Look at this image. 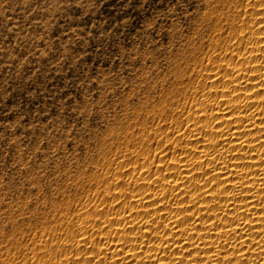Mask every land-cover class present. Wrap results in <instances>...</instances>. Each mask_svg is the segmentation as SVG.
<instances>
[{
	"label": "bare ground",
	"instance_id": "obj_1",
	"mask_svg": "<svg viewBox=\"0 0 264 264\" xmlns=\"http://www.w3.org/2000/svg\"><path fill=\"white\" fill-rule=\"evenodd\" d=\"M208 1L207 50L121 133L102 189L0 264H264V0Z\"/></svg>",
	"mask_w": 264,
	"mask_h": 264
},
{
	"label": "rangeland",
	"instance_id": "obj_2",
	"mask_svg": "<svg viewBox=\"0 0 264 264\" xmlns=\"http://www.w3.org/2000/svg\"><path fill=\"white\" fill-rule=\"evenodd\" d=\"M207 2L203 0L198 9L190 13L197 19L191 22V27L185 28L182 18L172 19V10L165 0H76L75 5L64 0H0V20L15 31L12 43L4 41L0 44L6 51L2 57L4 64L0 65V107L7 109V112L0 113L4 117L0 122V129H3L0 132V144L3 145L0 149L3 152L0 157V252L4 256L15 253L17 242L22 243L24 249L43 230H51L61 218L64 212L61 205L63 208L65 202L75 208L78 201L84 200L92 190L102 189L100 178L105 172L104 165L122 150L125 142L119 137L123 131H135L147 118H150L146 120L150 121L149 124L153 123L151 117L145 116L149 108L159 103L167 86L176 83L177 73L192 69L207 50L211 32L204 15L214 5L207 6ZM82 5V19L91 17V24L83 28L85 34L89 30L107 28L100 38L108 42L119 41L114 47L119 49L120 67L115 68L117 57H113L114 63L108 67L97 66V75L88 84L92 93L85 91L83 94L89 115L99 118L98 126L83 133L75 121L67 124V120L62 119L67 108L65 100H54L39 82L36 88L41 90L44 99L34 109L32 121L25 125L26 110L32 106L25 104L24 98L17 97V93L35 81L37 70L47 67L43 61L55 51L52 34L57 25L66 27L68 22L74 25L81 22L67 9ZM93 25L98 27L92 29ZM4 35L11 36V31ZM71 35L73 39L65 41V45L76 47L75 41L82 37L75 26ZM83 39L82 49L91 43L87 35ZM25 45L31 52L22 59ZM32 52L36 54L32 55ZM70 55L71 50L65 47L60 62H53L52 67L43 72L42 79L65 75L60 70L61 64ZM88 55L81 50L78 57L73 58V65L86 61ZM91 55L95 60V54ZM26 68L33 71L26 74ZM47 83L53 84L54 81L48 79ZM62 83L63 86L56 81L52 89L57 97L73 81L64 80ZM82 87L83 83H75L74 91L67 99L73 100L75 90ZM35 96V89L26 94L30 99ZM14 98L10 105L9 101ZM73 106L78 107L79 102ZM40 107L45 108L42 114ZM53 110L56 115H52ZM22 111L25 117L8 119V116ZM37 115L40 120L35 119ZM44 117H48L47 121L43 120ZM26 248L18 254H27L29 250Z\"/></svg>",
	"mask_w": 264,
	"mask_h": 264
},
{
	"label": "snow or ice",
	"instance_id": "obj_3",
	"mask_svg": "<svg viewBox=\"0 0 264 264\" xmlns=\"http://www.w3.org/2000/svg\"><path fill=\"white\" fill-rule=\"evenodd\" d=\"M65 3L75 5L76 0H64ZM151 2H155V0H151ZM166 4L171 8L172 10V19L182 18V26L185 28L191 27V22L195 21L197 19V16L190 15L191 12L198 9V7L203 3V0H165ZM83 5L80 8H69L67 11L71 13L73 16L80 19V23H76L74 25L73 22H68L66 27H62L61 25H57V27L53 31V38L55 40V43L53 44V47L55 49L54 52L49 53L44 61L43 64L47 67L43 68L42 70H37L38 74L36 76L35 81L30 83L28 87L22 91H19L17 93V97L24 98L25 104H30L32 107L28 108L26 110L27 116L25 117V112H19L14 113L12 116H8V119L11 120L14 117H25L24 124L27 125L30 123L33 119L32 114L34 109L39 106L43 101V96L40 95V89L36 88V84L43 83L45 90L48 92L49 95L53 96V99H60L65 100L67 104V108L64 112V116L62 119L67 120V124H72L73 121H75V124L79 126L81 131L83 133H87L89 131L90 127H96L98 126V117L97 116H90L89 110L87 109V102L84 98V93L87 91V93H92V88L88 87L89 82L92 80L94 76L97 75L96 67L103 64L105 67H108L114 63L113 57H117V53L119 52L118 48L114 47V44L119 43L118 40H112L111 42L106 41L105 39L100 38L103 33L107 32L108 29L105 28L102 31H93L89 30L87 34L83 31V28H87L91 24V17L88 19H82L84 16V13L82 11ZM36 17H33V20H35ZM29 26H31V21L28 22ZM76 27L78 30V34L82 37V39L75 41L76 47H72L71 44L65 45V41L72 40L73 36L71 35V30L73 27ZM112 25L109 24V27ZM15 27H19L18 25ZM98 25H93L92 29L97 28ZM172 28V25L169 24V29ZM21 31L23 29H20ZM11 36H5L4 33L10 32ZM117 32L120 31L119 28L116 29ZM63 34V35H61ZM87 35L91 43L85 47L81 48L80 46L84 44L83 37ZM154 36V33H153ZM165 39L167 38V32L164 33ZM15 38V31L11 30L5 23L0 20V44H2L4 41H7V43H12V39ZM67 47L71 50L72 55L65 57L61 64V71L65 73L63 76H49L42 79L43 72H46L48 68L52 67L53 62H60L61 56H63L64 48ZM83 50L87 53H89L88 58L86 61L82 60L80 63L73 65L72 61L74 57H78L79 52ZM17 52H19V49H16ZM31 52L30 49L27 48V45H25V51L21 54V58H26L29 53ZM92 53L95 54V60H93ZM35 52H32V55H35ZM4 55H6V51L0 47V65L4 64V59L2 58ZM29 63H33V61H29ZM88 64L91 65V67H85L84 65ZM120 67L119 64V58L117 57L115 60V68ZM115 68L112 69V71H115ZM32 68H26V74L32 72ZM53 73H55L56 69H52ZM86 73H90V75H86ZM52 79L54 81L53 84H48L47 80ZM64 80H71L73 83L69 84L67 86V90L64 91L59 97L55 96V94L52 92V89L55 87V82L59 81L61 83V86H63ZM75 83H83L84 87L75 90V98L73 100H68V96L70 92L74 91V84ZM35 89L36 96L35 99L26 98V94L32 92ZM98 95V92H97ZM15 101V98L11 101H9V104L11 105ZM77 102H79L78 107H74ZM2 103V102H0ZM61 107H64L61 105ZM7 112V109H4L0 107V113ZM39 112L42 114L45 112V108L40 107ZM52 115H56V110H53ZM35 119L40 120L41 117L37 115ZM48 117H44L43 120L47 121ZM4 120V117L0 115V122ZM50 127V126H49ZM3 129H0V132H2ZM264 146V145H262ZM3 145L0 144V149H2ZM3 156V152L0 151V157Z\"/></svg>",
	"mask_w": 264,
	"mask_h": 264
}]
</instances>
